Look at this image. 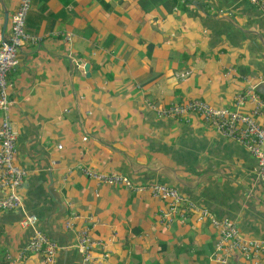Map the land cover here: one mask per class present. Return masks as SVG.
I'll return each instance as SVG.
<instances>
[{"label":"crops","instance_id":"obj_1","mask_svg":"<svg viewBox=\"0 0 264 264\" xmlns=\"http://www.w3.org/2000/svg\"><path fill=\"white\" fill-rule=\"evenodd\" d=\"M20 1L0 0V33L9 36ZM26 29L41 39L23 43L8 81L15 162L28 175L22 207L0 210V264H84L78 248L84 228L102 242L90 264H222L214 259L218 231L210 217L196 211L164 222L167 201L100 184L82 166L174 186L243 234L264 238L256 157L199 114L176 120L150 106L202 99L231 109L247 89L246 76L264 96L258 6L249 0H34ZM27 214L60 246L55 262L24 251L34 234L20 224ZM229 264H264V256L234 252Z\"/></svg>","mask_w":264,"mask_h":264},{"label":"built area","instance_id":"obj_2","mask_svg":"<svg viewBox=\"0 0 264 264\" xmlns=\"http://www.w3.org/2000/svg\"><path fill=\"white\" fill-rule=\"evenodd\" d=\"M258 6L264 14V0H249ZM34 0H21L11 21L9 36L0 33V113L3 119L0 124V210H18L23 205L20 188L28 172L15 162L17 132L11 120L14 101L9 93L8 75L19 63V52L25 41L38 43L39 36L27 32L28 15L33 8ZM247 89L235 97L234 108L215 106L202 99H193L180 104L150 106L159 116L176 120H188L189 114H199L209 125L226 139L235 140L245 146L258 160V174L264 186V96L258 92V84L252 77L246 76ZM251 104V110L245 107ZM82 172L100 184L123 186L136 192L149 191L154 197L167 201L168 208L162 210V221L171 223L174 219L186 220L193 212L200 211L210 217L218 231L215 257L222 264H229V257L240 252L245 258L257 259L264 256V238H255L243 234L239 226L232 220L220 219L208 208L199 206L195 201L182 194L176 187L165 183H136L130 176L118 172H106L82 166ZM38 217L27 214L20 224L24 228H32L34 234L24 251L26 253H42L47 262H55L60 246L38 229ZM73 223L68 221L67 226ZM94 240L88 229L78 232V248L84 257V264L94 259V247L101 245ZM24 252V254H25ZM17 264L16 260H10Z\"/></svg>","mask_w":264,"mask_h":264},{"label":"water","instance_id":"obj_3","mask_svg":"<svg viewBox=\"0 0 264 264\" xmlns=\"http://www.w3.org/2000/svg\"><path fill=\"white\" fill-rule=\"evenodd\" d=\"M85 69H86L87 72H89V66L88 65L85 66Z\"/></svg>","mask_w":264,"mask_h":264},{"label":"trees","instance_id":"obj_4","mask_svg":"<svg viewBox=\"0 0 264 264\" xmlns=\"http://www.w3.org/2000/svg\"><path fill=\"white\" fill-rule=\"evenodd\" d=\"M2 264H10L8 261H3Z\"/></svg>","mask_w":264,"mask_h":264}]
</instances>
